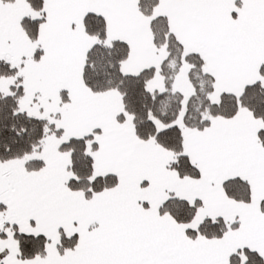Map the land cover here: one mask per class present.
<instances>
[{
  "label": "snow or ice",
  "instance_id": "snow-or-ice-1",
  "mask_svg": "<svg viewBox=\"0 0 264 264\" xmlns=\"http://www.w3.org/2000/svg\"><path fill=\"white\" fill-rule=\"evenodd\" d=\"M0 264H264V0H0Z\"/></svg>",
  "mask_w": 264,
  "mask_h": 264
}]
</instances>
